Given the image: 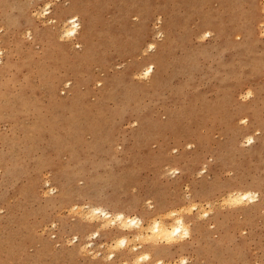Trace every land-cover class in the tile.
<instances>
[{
    "label": "rangeland",
    "instance_id": "1",
    "mask_svg": "<svg viewBox=\"0 0 264 264\" xmlns=\"http://www.w3.org/2000/svg\"><path fill=\"white\" fill-rule=\"evenodd\" d=\"M0 264H264V0H0Z\"/></svg>",
    "mask_w": 264,
    "mask_h": 264
},
{
    "label": "bare ground",
    "instance_id": "2",
    "mask_svg": "<svg viewBox=\"0 0 264 264\" xmlns=\"http://www.w3.org/2000/svg\"><path fill=\"white\" fill-rule=\"evenodd\" d=\"M44 10H46V8ZM70 11H79L81 13V11H83V8L80 6V4H78V2H74V3L72 2L71 6H68V8H66V9L65 8L57 9L56 12L52 16V18H54V20L55 19L57 20V22L55 20V22H56L55 24L60 25V32H59L60 36L75 37V35L78 31L79 19L76 15L70 14ZM84 12H82V13H83V15L85 14V16H86L85 20H87L86 21L87 26H86L84 38H85V40H88L90 38V35H91L90 34L91 29L90 28L93 24V14L91 12H87V11L85 13ZM144 15H145V13H144ZM144 15H142V16H144ZM140 26H141V24L139 25V27ZM154 47L155 46L153 43H149L148 49H153ZM157 61L159 62V60H157ZM145 67H146V69L144 70V72L146 74H149L152 71V64H149L148 66H145ZM163 124H165V123H163ZM166 124H168V123H166ZM156 127H158V126H156ZM169 128H171V127H169ZM246 139L248 142L252 141L251 136H248V138H246ZM253 194L254 193L251 191H238V193L234 196V198H231V199L237 201L239 196L242 198H249V197H254ZM231 196H232V193H231ZM235 197H237V200L235 199ZM235 201H233V202H235ZM89 208H88L89 211L95 216V218H96V216H99L103 220V224H107L109 221L111 223V222L118 220L119 224L120 225L122 224V226L124 225L125 229H128V230H130V228L132 226L133 227L135 226L138 228H141V226H142L140 224L141 219L139 217H137V216H134V217L133 216L132 217L126 216L125 213L123 212V209L118 210V211L109 210V209H107L103 206H100V205H91V206H89ZM88 215H89V212H88ZM204 215H207V213H204ZM85 216H86V214H85ZM91 218H92V215H91ZM145 228H146V230L149 229L151 234L156 232L158 234H161V236L164 237L166 240L167 239L169 240V238L171 239L172 237H174L176 235H182L183 233H186L188 226H187L184 218L182 216L178 215L176 217H173V222L170 225H166L161 220H159V221L153 222V224L149 225L148 227L146 225ZM92 234H93V236H97L98 231L95 230L92 232ZM126 241L127 240L124 238L121 240V242H126Z\"/></svg>",
    "mask_w": 264,
    "mask_h": 264
}]
</instances>
